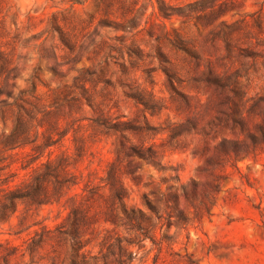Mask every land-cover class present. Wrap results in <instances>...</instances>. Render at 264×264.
Here are the masks:
<instances>
[{
  "label": "clouds",
  "instance_id": "1",
  "mask_svg": "<svg viewBox=\"0 0 264 264\" xmlns=\"http://www.w3.org/2000/svg\"><path fill=\"white\" fill-rule=\"evenodd\" d=\"M0 264H264V0H0Z\"/></svg>",
  "mask_w": 264,
  "mask_h": 264
}]
</instances>
